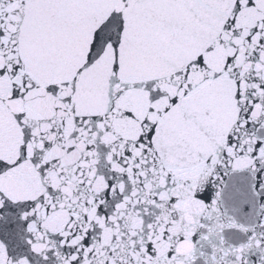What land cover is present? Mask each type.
Here are the masks:
<instances>
[{"label":"snow or ice","instance_id":"obj_1","mask_svg":"<svg viewBox=\"0 0 264 264\" xmlns=\"http://www.w3.org/2000/svg\"><path fill=\"white\" fill-rule=\"evenodd\" d=\"M0 264H264V0H0Z\"/></svg>","mask_w":264,"mask_h":264}]
</instances>
